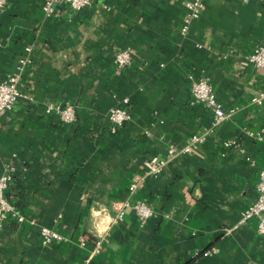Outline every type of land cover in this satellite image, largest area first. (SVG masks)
I'll return each instance as SVG.
<instances>
[{"label":"crops","instance_id":"crops-1","mask_svg":"<svg viewBox=\"0 0 264 264\" xmlns=\"http://www.w3.org/2000/svg\"><path fill=\"white\" fill-rule=\"evenodd\" d=\"M186 1L91 0L45 16L44 0H7L0 81L27 62L22 95L0 114V175H11L4 196L36 222L7 217L0 264H82L96 238L101 250L89 264H264L257 219L239 223L264 168V99L252 102L264 70L246 60L264 44V4L203 0L183 33ZM120 49L134 61L117 69ZM190 74L233 110L214 128L212 111L192 101ZM48 104L73 105L76 120L62 122ZM116 105L130 119L111 132L107 112ZM195 133H205L198 151L172 155L128 192L151 157ZM137 199L152 208L146 223L130 208L114 222L113 205ZM41 226L62 239L43 244Z\"/></svg>","mask_w":264,"mask_h":264},{"label":"built area","instance_id":"built-area-1","mask_svg":"<svg viewBox=\"0 0 264 264\" xmlns=\"http://www.w3.org/2000/svg\"><path fill=\"white\" fill-rule=\"evenodd\" d=\"M241 1L248 2L250 0ZM258 1L264 4V0ZM6 3L7 0H0V12L4 10ZM90 3L91 0H44L42 10L45 16H51L57 13L59 5L66 4L72 10L77 11L89 6ZM185 7L186 12L183 16L181 25V31L183 33L189 28L191 21L199 17L204 7V3L203 0H188L185 3ZM246 60L254 67L264 70V44L256 46L249 54L246 55ZM133 61V54L125 49L117 50L113 55V63L117 69L125 68L131 65ZM26 62V58H21L19 61L20 66L18 67V70L8 74L3 81H0V114L11 111L18 98L22 95L19 89V82L21 78V72ZM188 78L191 82L193 103L204 104L212 111V128L218 126L219 123H221L233 113V110L228 113L223 110L222 105L215 97V94L206 78H196L192 74H190ZM263 99L264 91L253 97L252 102L255 104H261ZM121 102L123 105L127 104L128 98H123ZM45 110L47 113L55 114L59 120L65 123L76 120V110L71 104H48ZM107 118L111 124V132H116L120 126L130 119V114L124 106L116 105L109 109L107 112ZM204 141L205 133H195L189 136L187 142L181 148H176L175 146L171 145L167 149V153L164 158H158L156 156L151 157L145 164L144 173L142 175H136L129 184L128 192L133 194L137 191L138 187L144 182L146 178L159 174L166 166L169 157L174 154H188L196 152ZM10 180L11 175H0V229L7 217L13 218L18 223L27 221L30 224H35V219L25 218L15 207V205L4 196V191L8 187ZM256 191L257 196L255 200L241 213L239 223H244L249 219L256 218V230L260 235L264 236V168L259 172ZM113 207L116 211L114 222L121 221L124 217L126 209L128 208L135 212L141 224H145L153 213L152 208L146 202L138 199L131 203L128 201L118 202L115 203ZM39 234L43 244H48L53 240L62 239V236L58 232L47 226H41L39 229ZM86 244L87 238L81 237L79 239V245L84 247ZM101 246L102 239H94L92 241V250L90 256L87 257L82 264H89L91 256L98 254L101 250ZM213 250H215V248L205 250L202 252V255L206 256Z\"/></svg>","mask_w":264,"mask_h":264}]
</instances>
